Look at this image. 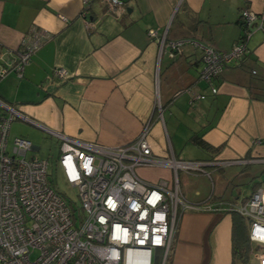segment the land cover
<instances>
[{
	"label": "crops",
	"instance_id": "obj_1",
	"mask_svg": "<svg viewBox=\"0 0 264 264\" xmlns=\"http://www.w3.org/2000/svg\"><path fill=\"white\" fill-rule=\"evenodd\" d=\"M119 9L101 0H0V116L14 112L9 134L15 123L13 134L34 152L39 133L58 148L54 134L117 148L149 124L154 157L211 164L177 174L188 204L245 202L264 187V27L252 32L249 53L214 80L215 95L199 78L202 50L169 44L195 40L228 53L241 35L240 12L264 16V0H119ZM32 31L48 39L21 75L1 76ZM57 69L69 78L60 80ZM137 174L151 184L172 177L160 167ZM231 234L232 214L187 209L164 264H249L234 260Z\"/></svg>",
	"mask_w": 264,
	"mask_h": 264
},
{
	"label": "built area",
	"instance_id": "obj_2",
	"mask_svg": "<svg viewBox=\"0 0 264 264\" xmlns=\"http://www.w3.org/2000/svg\"><path fill=\"white\" fill-rule=\"evenodd\" d=\"M109 10L119 12V0H101ZM88 5L89 0H81ZM242 34L228 53L214 50L195 40L170 42L178 51L183 44L199 47L202 67L199 78L215 95L214 80L233 62L248 53L252 32L264 27V16L248 9L240 12ZM150 36L155 32L150 30ZM31 40L8 54L1 76L9 71L21 75L31 56L47 39L42 31H32ZM54 74L69 78L63 69ZM191 99H203L192 90ZM14 112L0 116V264H164L171 242L187 209L236 214L248 223V241L256 246L258 264H264V187L257 188L240 204L211 199L203 206L188 204L181 195L177 174L202 173L211 165L185 162L170 156L154 157L147 134L125 146L110 148L83 143L61 134L57 165L70 188H75L82 213H74L48 181L49 164L27 159L32 144L14 138L9 147L10 124ZM222 166V164H215ZM160 167L172 171L170 179L147 183L139 168ZM159 264V263H158Z\"/></svg>",
	"mask_w": 264,
	"mask_h": 264
},
{
	"label": "rangeland",
	"instance_id": "obj_3",
	"mask_svg": "<svg viewBox=\"0 0 264 264\" xmlns=\"http://www.w3.org/2000/svg\"><path fill=\"white\" fill-rule=\"evenodd\" d=\"M15 123H13L11 130L12 133L9 134V144L8 146H11V143L14 138H17L18 136L13 134ZM10 132V131H9ZM45 136V138H44ZM38 140L36 144L33 143V145H37L40 147L39 151H30L27 153L26 158H37L39 160H45L49 164L48 168V181L51 186V188L59 194L67 204H70L71 209L73 210L74 217H79V215L82 213L80 210V204L77 197V191L75 188H70L64 181V177L62 173L60 172L58 165H57V158L59 155V148L56 146L55 141L51 140V138L46 137V135H43L41 133L38 134ZM31 143V142H30ZM256 246L253 245V250L249 252V264H255L256 259L254 258V254L259 253L255 250Z\"/></svg>",
	"mask_w": 264,
	"mask_h": 264
},
{
	"label": "trees",
	"instance_id": "obj_4",
	"mask_svg": "<svg viewBox=\"0 0 264 264\" xmlns=\"http://www.w3.org/2000/svg\"><path fill=\"white\" fill-rule=\"evenodd\" d=\"M242 34V30H241ZM241 36V35H240ZM195 140V139H194ZM196 141V140H195ZM203 149L209 150L210 148L200 141H196ZM71 208L70 204H68ZM73 211V210H72ZM232 254L236 261L245 263L248 259L251 249L248 241V225L247 222L240 216L232 214ZM160 264V253L157 254V264Z\"/></svg>",
	"mask_w": 264,
	"mask_h": 264
},
{
	"label": "bare ground",
	"instance_id": "obj_5",
	"mask_svg": "<svg viewBox=\"0 0 264 264\" xmlns=\"http://www.w3.org/2000/svg\"><path fill=\"white\" fill-rule=\"evenodd\" d=\"M248 224V223H247Z\"/></svg>",
	"mask_w": 264,
	"mask_h": 264
}]
</instances>
